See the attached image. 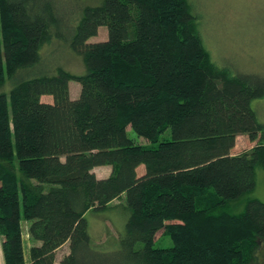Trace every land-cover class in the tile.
<instances>
[{"label": "trees", "instance_id": "obj_1", "mask_svg": "<svg viewBox=\"0 0 264 264\" xmlns=\"http://www.w3.org/2000/svg\"><path fill=\"white\" fill-rule=\"evenodd\" d=\"M57 1L0 0V89L7 76L14 83L0 92L5 264H27L25 222L39 242L30 264H55L67 242L60 264H249L264 241V201L230 206L264 169V123L252 106L264 77L214 62L190 0H88L68 41L86 74L58 67L26 78L65 37ZM101 26L107 39L91 42ZM129 126L152 144L171 137L141 145ZM240 134L256 145L233 154ZM104 166L112 171L99 177ZM115 201L125 202V230L97 243L87 215ZM165 235L173 245L157 246Z\"/></svg>", "mask_w": 264, "mask_h": 264}, {"label": "rangeland", "instance_id": "obj_2", "mask_svg": "<svg viewBox=\"0 0 264 264\" xmlns=\"http://www.w3.org/2000/svg\"><path fill=\"white\" fill-rule=\"evenodd\" d=\"M88 0H58L57 8L61 16V30L65 37L55 36L53 42L47 44L41 51L43 61L36 68L23 72L26 78L45 73H56L58 67H63L70 72L83 75L87 69L83 57L74 52L68 44L72 34V28L82 18ZM100 4L101 0H94ZM192 12L200 21V31L205 47L209 50L212 58L220 67H226L234 73H255L264 77V0H190ZM76 24V25H77ZM108 29L101 26L99 34L90 41L106 40ZM45 53V54H44ZM14 83L7 76L5 85L0 92L10 95ZM72 96L78 98L81 85L77 81H71ZM52 101V97H42ZM258 119L264 123V97L254 100L252 104ZM129 137L141 145H158L164 138H170V131L163 134L158 143L150 141L137 135L132 128H128ZM256 145L255 141L246 134L237 137L234 153L239 154L250 151ZM111 167L97 169L100 176L111 173ZM145 171L141 165L138 172ZM256 188L246 194L240 201L233 202L231 209L242 212L245 202L250 198H258L264 201V169L258 167L256 170ZM123 204V205H122ZM112 208L102 212H92L87 215L93 240L97 243H112L116 241L125 230L126 209L125 202L115 201ZM24 234L28 231V224H23ZM162 233V232H161ZM161 233L158 235L161 236ZM157 246L169 247L173 245L168 235L157 239ZM2 241V239H1ZM29 241L25 239V246ZM70 251V243L67 242L56 251L55 264H60L62 258ZM29 256L30 253L28 252ZM3 256V252H2ZM1 257V252H0ZM249 264H264V241H261Z\"/></svg>", "mask_w": 264, "mask_h": 264}, {"label": "crops", "instance_id": "obj_3", "mask_svg": "<svg viewBox=\"0 0 264 264\" xmlns=\"http://www.w3.org/2000/svg\"><path fill=\"white\" fill-rule=\"evenodd\" d=\"M71 95H72V86H71ZM43 99V98H42ZM44 101H50V100H45V99H43ZM233 154H235L234 153V149H233ZM104 167H108V166H104ZM99 168H102V167H98V168H96L95 169V172H96V174L99 176V177H107L109 174H110V172L108 173V174H105V175H102V176H100L99 174H98V172H97V169H99ZM143 173V172H142ZM27 238V240L29 241V245H28V247H26L25 246V256H26V261H27V264H30V256H29V254H28V252L30 251V247L32 246V244L33 243H36V244H39V242H33V240L31 239V237H30V235H29V233H28V231L26 232V234H24V243H25V239ZM1 235H0V252H1V257H0V264H5V260H4V254H3V256H2V252H3V249H2V241H1Z\"/></svg>", "mask_w": 264, "mask_h": 264}]
</instances>
